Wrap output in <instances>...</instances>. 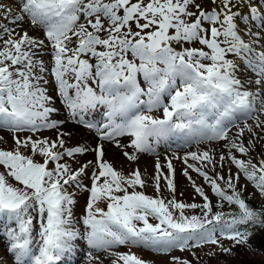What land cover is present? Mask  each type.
Returning a JSON list of instances; mask_svg holds the SVG:
<instances>
[{"label": "snow or ice", "instance_id": "1", "mask_svg": "<svg viewBox=\"0 0 264 264\" xmlns=\"http://www.w3.org/2000/svg\"><path fill=\"white\" fill-rule=\"evenodd\" d=\"M26 23L42 30L43 38L24 30ZM57 99L67 120L94 129L101 141L132 148L124 153L130 161L138 153L158 156L161 143L172 140L224 142L218 159L212 148L182 158L183 175L203 202L176 199L169 157L168 174L159 159L155 165L156 197L136 190L146 183L139 169L125 176L104 161L102 146L94 149L95 162L75 169L64 162L89 149L66 147L59 131L66 120L53 118L61 115ZM97 112L99 125L88 119ZM261 117L264 7L252 0L0 2V131L12 133L14 145L0 148V221L12 264H64L80 241L84 264H149L132 248L166 256L167 264H200L195 250L206 245L224 254L231 252L224 240L246 245L249 228L264 227V205L254 209L247 202L253 194L244 195L251 185L264 199V149L256 159L255 141L244 143L246 133L264 132ZM45 130H56V139L39 138ZM119 137L129 143L120 145ZM226 163L227 176L204 170ZM89 166L90 187L83 184ZM188 169L210 188L215 204ZM162 179L170 198L159 195ZM69 189L90 194L80 217Z\"/></svg>", "mask_w": 264, "mask_h": 264}, {"label": "rangeland", "instance_id": "2", "mask_svg": "<svg viewBox=\"0 0 264 264\" xmlns=\"http://www.w3.org/2000/svg\"><path fill=\"white\" fill-rule=\"evenodd\" d=\"M12 1L14 2V0H12ZM252 2L259 4L260 6L264 7V0H252ZM209 7H210V5H209ZM248 27L250 29H252L251 24H249ZM23 29L27 30L29 32V34L34 36V37L43 38L42 30H40L38 28H33L27 23L23 25ZM253 30H257V29H253ZM44 58L47 59L48 57L45 56ZM241 78L244 79V76H241ZM49 94L50 95L53 94L52 86H50V93ZM55 104L57 107H61V115L60 116L61 117L63 116L64 119L67 120L66 119L67 118V112L62 109V106L60 105L58 99L55 100ZM98 114H99V112H97L94 115L92 114V116H97ZM152 115H154V113H152ZM92 116H90L89 118L94 123L95 120L93 119ZM156 116L160 117V116H162V113L159 115L157 114ZM61 117L58 116V117H53V118L61 119ZM99 118H100V116H99ZM261 118L264 119V117H261ZM68 121H69L68 124L74 122L72 120H67V122ZM248 123H252V121H248ZM63 125L61 126L59 131L63 132L65 134L63 138L66 141V147L70 148V147L78 146V144H77L78 142L76 140L75 134L77 133L76 135H78V133H80V131H81L80 129H82V127L77 125L75 132L73 133V131H68V132H66L65 130L63 131V128H65ZM240 126L243 127L242 122L240 123ZM78 128H80V129H78ZM83 129H85V128H83ZM86 130L93 131V129H88V128H86ZM235 131H236V129L233 128L229 135L234 136ZM257 133H258V135L256 137H251L250 134L246 133L244 136V143H245V145H247L249 139H253L255 141L256 147L253 150L252 155L254 158L259 159L260 158L259 153L262 151V149H264V140H262L260 138V137H264V132H260L257 129ZM72 134H73V136H72ZM20 135H21V138H23V137L30 135V134L29 133H21ZM37 135L39 138L46 137V138H49L50 140H55L57 137V132H56V130H45V131H43ZM0 136L4 137V142H0V148L11 149L14 146L13 140H12V133H9L7 131H0ZM34 138H37V137H34ZM122 138L123 137H119L118 141H120ZM99 142L104 143V141H99ZM105 143H112V142L109 141V142H105ZM128 143H126V145ZM223 143L224 142H219V143L213 142V143H204V144L197 145L196 143L193 142V143L187 145L185 149L182 148V149H175V150H173L170 147H168L169 150H166V149H163L162 146L160 145V147L157 148L158 156L154 155V154H149V153H138V154H136L137 159L134 161L128 160L124 155L125 152L132 154L133 153L132 148H130V147L117 148L116 146H114L115 144H112V145H110V147L113 148L112 151H114V153H113L114 155L112 154L113 156L112 155L109 156V155H107L109 152L106 151L107 154H104L103 159H104V161L111 163L114 170L121 172L125 176H128L133 171L139 169L141 176H142V179H144L146 181V183H145V186L143 188L137 187L136 190L137 191H143L148 196L156 197L157 192H156L155 181H154L153 177L156 175L155 165H156L157 159H159V162L162 166V172L165 174H168L167 160L165 159V157L172 158L171 163H172V166L174 169L173 179H174V184H175V188H176V192H175L176 199L178 201L184 202V203H201V202H203L201 197H199L195 193L190 181L183 175V172L185 171L187 166L185 165L182 158L188 152L197 151V150H207L209 148H212L215 152L216 158L218 159L219 155L222 152H226V150L223 149ZM92 147H93V143L91 142L88 145L87 149H89V150L87 151L86 155H83V154L77 155L74 159L66 158L64 162L69 163L71 166L73 165L72 167L74 169L79 168L83 164H87L89 161L95 162L96 161V153H95L94 149H96V148H94V147L92 148ZM21 151H24L25 154H28L27 150L22 149ZM163 151H168V152H166L167 154H164ZM176 156L181 157V159L173 158ZM36 159L41 160V158H39V157H36ZM41 162H42V160H41ZM189 163H194V162L189 160ZM89 167L90 168L87 169L89 176L83 178V184L88 186V187L91 186L90 174L94 170L92 168V166H89ZM229 167L230 166L226 163L223 168H221L219 165H217L215 172H213L211 170V166H209L208 168H205L204 170L208 171L209 175L214 176L216 174V172H219V173L227 176V174L229 172ZM231 171L234 173L236 171V169L234 167H232ZM188 172H189V175H191L192 179L196 182V184L203 187L205 189V192L210 196V198L215 203L216 198L214 196H212L210 188L204 183L203 179L200 176H198L197 173L191 171V169H188ZM245 183L246 182L242 178L240 180V184L244 185ZM160 187H161V192L159 195L162 197H165V198H170L171 193L167 190V188L165 186V182L163 181V179L160 182ZM247 190L254 194L253 198L257 202V204L262 202L259 195L256 193V190L251 185L247 186ZM69 191L75 192L76 205L74 206V213L77 217H80L84 214L86 203H87V200H88L90 194L88 191H85L83 189H69ZM129 191H131V189H129ZM101 206L103 207V205H101ZM150 222L155 223V221L151 220V218H150ZM0 231H1L0 234H2L3 233L2 223H0ZM222 243L224 244V246L226 248L231 247V252L229 254H224V253L220 252L219 248H217L214 245H206L201 250H195L197 252V255L200 256V258H201L200 264H223V263H227V262L228 263L230 262V264L236 263V261H238L239 252L235 251L236 248L232 246L231 241L224 240V241H222ZM5 245L6 244H4V246ZM4 246H2V244L0 243V258H2V261L4 262V264H12V259H10L11 257H9L8 255H6V251H4V248H3ZM118 250L121 252H127L129 249L125 248V247H121ZM84 251H85L84 242L80 241L79 242V250L77 251L76 255L74 257L69 256L72 258L71 261H74L72 264H84V259H83L84 258ZM131 251H133L138 256H141L142 258L147 260L149 262V264H167L168 258L166 256L157 255V254L151 253L149 251H145V250L138 249V248H132ZM209 252H214L215 255H208ZM172 255H178V256H183V257L188 258V259H192V257L189 255L188 252L180 253L179 251H174L172 253ZM256 256H257L256 258L264 259V256H259V255H256ZM66 258H68V257H66ZM64 264H69V261L66 260L64 262ZM105 264H108L107 260H105ZM193 264H195V261H193Z\"/></svg>", "mask_w": 264, "mask_h": 264}, {"label": "trees", "instance_id": "3", "mask_svg": "<svg viewBox=\"0 0 264 264\" xmlns=\"http://www.w3.org/2000/svg\"><path fill=\"white\" fill-rule=\"evenodd\" d=\"M256 193L259 195L257 191ZM250 194L253 193L248 190L244 193L246 198H248ZM253 195L251 196V198L247 199V202L254 209H259L262 205H264V199H262L259 195L262 202L257 204V202L253 198ZM224 210L230 211L231 209L227 205H225ZM189 214H191L190 210ZM196 214H199V210H197ZM249 231L252 233V235L249 237L248 243L246 245L234 246L236 248L235 251L239 252L238 261H236V263L234 264H264V259L256 258V255L264 256V227H252L249 228ZM223 264H230V262Z\"/></svg>", "mask_w": 264, "mask_h": 264}, {"label": "bare ground", "instance_id": "4", "mask_svg": "<svg viewBox=\"0 0 264 264\" xmlns=\"http://www.w3.org/2000/svg\"><path fill=\"white\" fill-rule=\"evenodd\" d=\"M0 2H2V3H4V4H9V5H13L14 6V2L12 1V0H0ZM252 3H254V2H252ZM255 5H257L258 7H261L259 4H256V3H254ZM240 11L241 12H244V14L246 15L247 13L244 11V6H243V4L241 5V8H240ZM63 114V113H62ZM94 114H96V113H94ZM93 114V115H94ZM65 115V114H64ZM59 117H61V116H59ZM61 119H64V117L62 116L61 117ZM94 119V118H93ZM95 120V119H94ZM69 123V121L67 122V120H66V122L64 123V127L65 128H63V131L65 130L66 132H68V131H73V133L75 132V129H76V127H77V124L75 123V122H72V123H70V124H68ZM78 129H80V128H78ZM81 131H80V133H78V135H76L75 134V136H76V140H77V144H78V146H83V147H86V148H88V145L92 142L93 143V147L94 148H97L98 146H102L103 147V151H104V154H107V152L106 151H108L109 153L107 154V155H109V156H111L113 153H114V151H112L113 150V148L112 147H110V145H112V144H115L114 146H116V143L117 142H112V143H103V142H99L98 141V139H97V136H98V134L97 133H95L94 131H90V130H86V129H80ZM72 136H73V134H72ZM129 142V138L128 137H123L120 141H118V143L120 144V145H126V143H128ZM170 145V146H169ZM169 145H167V147H170V148H172L173 150H175V147H174V145H175V143L174 142H172V141H170L169 142ZM188 144H182V145H180L182 148H186V146H187ZM92 147V148H93ZM117 147V146H116ZM117 148H120V147H117ZM166 152H168V151H163V153L164 154H167ZM92 153V152H91ZM87 154V152L86 153H84L83 155H86ZM91 155V154H90ZM114 155V154H113ZM112 155V156H113ZM93 159V158H92ZM106 159V158H105ZM147 160V159H146ZM147 162V161H146ZM154 163V162H153ZM73 166V165H72ZM90 168V167H89ZM0 223H2L3 224V221H0ZM2 229H3V227H2ZM0 243L2 244V246H4V244H6L7 243V240H6V237L4 236V230H3V233L2 234H0ZM4 248V251H6V248H5V246L3 247ZM6 255H8L9 257H11V255H9L7 252H6ZM11 259V258H10Z\"/></svg>", "mask_w": 264, "mask_h": 264}]
</instances>
